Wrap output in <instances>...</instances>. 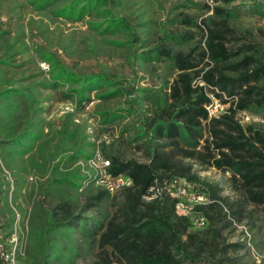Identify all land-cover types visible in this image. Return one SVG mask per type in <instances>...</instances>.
Wrapping results in <instances>:
<instances>
[{
    "label": "rangeland",
    "instance_id": "obj_1",
    "mask_svg": "<svg viewBox=\"0 0 264 264\" xmlns=\"http://www.w3.org/2000/svg\"><path fill=\"white\" fill-rule=\"evenodd\" d=\"M75 1L67 18L58 13L71 0H0V44L9 39L16 53L0 57V111L16 115L34 100L28 127L0 135V246L16 244L21 264H120L99 242L132 181L110 171L115 161L149 164L156 149L160 190L189 225L192 256L181 264H264V203L232 171L181 152L206 154L209 121L193 138L176 120L177 142L155 131L200 92L225 112L250 85L263 102L240 125L264 137V70L256 82L240 79L264 68V0ZM181 75L192 100L173 94ZM117 178L125 185L107 192L102 181Z\"/></svg>",
    "mask_w": 264,
    "mask_h": 264
},
{
    "label": "trees",
    "instance_id": "obj_2",
    "mask_svg": "<svg viewBox=\"0 0 264 264\" xmlns=\"http://www.w3.org/2000/svg\"><path fill=\"white\" fill-rule=\"evenodd\" d=\"M40 1L52 4L62 0ZM87 1L86 6L89 7L93 1L99 3L102 0ZM77 2L71 0L70 5H65L58 14L70 18L73 14L72 6ZM83 11L81 9L78 16L83 15ZM3 36L4 34L1 35ZM218 39L220 36L212 33L209 40L210 53L214 60L222 59L225 52L222 45L214 49ZM0 52H2L0 57L9 60L16 54L14 44H10L9 39L0 44ZM251 60L247 58L241 66H248ZM187 66L181 70L192 68L190 65ZM263 70L264 68L245 72L240 77L241 82L246 84L256 82L262 76ZM204 78L211 83L215 77L213 72H208ZM180 80L182 87L174 89L173 94L180 96V91L183 90L189 99L191 95L189 80L186 75H181ZM222 89L226 88L221 87ZM1 94L0 106L5 102ZM232 95L230 93V96ZM258 96V91L249 85L243 92V96L232 101L223 114L210 118L205 109L209 99L203 92H200L188 107L178 109L177 113L170 117L172 120L158 124L155 131L177 142L182 130L178 127L176 120L185 122L193 138H196L193 129L200 127L201 122L209 121L210 140L207 139L206 145L202 147L206 154L197 150L181 152L187 157L203 160V162L208 159L210 166L218 170L232 171L234 176L242 179L246 187L253 189L250 190L254 192L251 195L253 202L262 204L264 203V137L252 127H242L235 117L236 114L246 111L251 104H262L263 99H259ZM216 97L218 98L219 95ZM26 100L30 105L34 102L30 97ZM23 105L24 101L20 106ZM30 105H26V110L16 115H13L12 111H8L7 114L2 109L0 111V135L14 136L19 128L28 127ZM160 154V151L154 149L153 159L149 164L135 162L123 164L115 161L110 171L114 175L127 174L132 181V186L124 189L125 194L121 201L117 202L115 214L108 221L99 242L102 254H107L105 248L110 247L111 254L120 264H181L182 257L191 259L187 240L184 239L185 237L191 238V235L186 233L189 228L188 221L176 215L177 201L161 191L163 189L161 178L156 172L159 169ZM147 198H149L148 201ZM8 226L7 223V229Z\"/></svg>",
    "mask_w": 264,
    "mask_h": 264
},
{
    "label": "built area",
    "instance_id": "obj_3",
    "mask_svg": "<svg viewBox=\"0 0 264 264\" xmlns=\"http://www.w3.org/2000/svg\"><path fill=\"white\" fill-rule=\"evenodd\" d=\"M209 98V103L205 106V109L208 113V116L210 118L212 117H218L219 115L223 114L224 111L221 107L216 105L218 99L210 96ZM218 109L220 111H218ZM239 114V113H238ZM240 118L238 119L239 124H243L246 121H248V116L244 112H240ZM103 166L107 165L109 166V161H104L103 159H97ZM105 185V189L109 193H114L117 191L119 188L125 185L122 179H106L102 181ZM11 239L13 240V236H11ZM16 244L11 246L8 250L0 246V264H20L18 257H16Z\"/></svg>",
    "mask_w": 264,
    "mask_h": 264
}]
</instances>
